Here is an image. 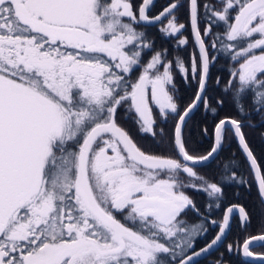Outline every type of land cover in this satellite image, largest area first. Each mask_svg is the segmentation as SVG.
Wrapping results in <instances>:
<instances>
[{
    "label": "snow or ice",
    "instance_id": "1",
    "mask_svg": "<svg viewBox=\"0 0 264 264\" xmlns=\"http://www.w3.org/2000/svg\"><path fill=\"white\" fill-rule=\"evenodd\" d=\"M156 3L0 0V264H199L227 238L234 214L241 228L251 222L240 205L210 219L222 184H255L264 204V157L244 132L254 125L220 118L203 155L189 127L201 107L218 114L226 100L264 120V0H171L151 15ZM155 24L175 49L192 51L170 59L167 49L155 50L147 31ZM220 55L233 63L212 107L210 66ZM176 72L194 89L186 107ZM121 112L154 150L133 139ZM232 141L248 179L225 174L228 163L217 182L198 173ZM189 190L206 195L207 214ZM210 228L217 233L197 250ZM255 246L264 247V224L227 251L264 264Z\"/></svg>",
    "mask_w": 264,
    "mask_h": 264
},
{
    "label": "trees",
    "instance_id": "2",
    "mask_svg": "<svg viewBox=\"0 0 264 264\" xmlns=\"http://www.w3.org/2000/svg\"><path fill=\"white\" fill-rule=\"evenodd\" d=\"M183 19H187V14L184 11L180 13V20L183 21ZM214 30L221 31L222 29L215 28ZM187 33L188 36H190L189 29ZM188 50L189 52L192 51L191 44L188 46ZM232 63L233 62L230 61V59H228L226 56L220 55L218 61L213 62V64L210 66L211 87L214 88V86H216L218 88V91L214 93L215 98L211 100L212 107H216V99L224 98L222 96V90L229 79V71ZM217 78L220 80L219 85L215 84ZM174 83L179 89L178 94L182 97V103L186 105L191 101V96L194 89L188 86V84L181 78V75L178 72L174 73ZM224 117L244 119L246 121H250L252 125L257 123V125L245 127L244 132L246 133L250 147L253 149L254 154L258 157V159L264 157V120H262L259 115L242 116L238 114L237 110L229 102H227V100L223 107L218 108V114L213 113L210 110H205L203 107H201V109L190 118L189 127L191 129L192 146L196 149L195 154L203 155L206 154V152L210 149L212 144V128L214 126V122ZM129 124V128L127 127L126 129L133 136V139L137 141L144 150H154L155 145L151 137L149 135L140 134L138 132L137 125L132 123ZM205 127L208 129L207 134L202 132V129ZM231 153H235V156L231 157ZM231 158L237 160L238 163L236 166H233L230 163ZM242 160L243 157L240 154L236 142L232 141L230 147L226 148L225 151L220 153V155L214 161L210 162L207 167H198L197 170L199 174L206 175L211 182H217L216 174L224 168L226 163H228L229 167L225 174L230 175L231 171H237L238 175L242 174L245 179H248L249 174L247 168L245 167L243 170H241L239 167V162ZM221 186L223 188L224 198L221 201L220 208L217 209L213 206L210 212V219L220 220L224 208L229 205L236 204L243 206L246 209V211L250 214L251 222L245 228H241L238 218L234 216L231 221V231L228 233L227 238L223 241V243L220 244L218 249L200 259L199 264H210L211 262H215L221 258L222 262L227 264H257V261L242 258L237 252L227 251V245L231 243L234 238L239 237L242 241L246 235L250 236L259 234L262 224H264V204H262L259 200L255 184H252L249 188L246 185L226 181ZM237 192L239 195H237ZM188 194L194 198V201L200 208L201 212H205L207 214L208 210L205 208V204L207 202L206 195L202 192H195L192 190H189ZM216 229L217 228H210L206 238H200L198 240L196 248L202 246L208 240H210ZM251 250L255 253H264V247L262 246L252 247ZM221 254H223L222 257Z\"/></svg>",
    "mask_w": 264,
    "mask_h": 264
},
{
    "label": "flooded vegetation",
    "instance_id": "3",
    "mask_svg": "<svg viewBox=\"0 0 264 264\" xmlns=\"http://www.w3.org/2000/svg\"><path fill=\"white\" fill-rule=\"evenodd\" d=\"M136 2L137 3H139V0H136ZM171 2V0H157V3H156V6L153 8V10H152V12L150 13L151 15H155V14H157L159 11H161L162 10V8L164 7V6H166L168 3H170ZM184 18V17H183ZM180 22H186V20H184L183 19V21H181L180 20ZM166 23V21H164V24ZM163 25H161V24H155V25H152V26H150L149 28H148V35L151 37V38H154V43H155V50H161V49H167L168 50V55H169V58L171 59V56H170V54L169 53H171L172 55H175L176 53H175V43H173V38H170V37H165V36H163L162 34H161V32L159 31V29L162 27ZM189 31H190V28H189ZM184 35L185 36H188V33H187V31H185L184 32ZM176 50H179V49H176ZM183 51V50H182ZM187 52H189V50H188V48H187ZM187 52H185V51H183L180 55H182V56H186L187 55ZM153 54V52H148V54L145 56V61L147 60V59H149L150 58V56ZM138 74V73H137ZM120 123H121V125L126 129L127 128V125L129 124V123H132V124H135L134 122H133V120L132 119H126L125 117H124V113L123 112H121V119H120ZM136 125V124H135ZM127 130V129H126ZM198 171V170H197ZM199 173V172H198ZM228 207V206H227ZM224 210H225V208H224ZM224 210H223V212H224ZM223 212H222V216H223ZM222 216H221V219L220 220H222ZM234 216H236L237 218H238V220H239V222H240V219H239V215H233V217ZM232 217V218H233ZM232 221V220H231ZM216 231H217V229H216ZM215 231V232H216ZM215 234V233H214ZM260 234V233H259ZM250 236H252V235H250ZM213 237V236H212ZM211 237V238H212ZM209 241V240H208ZM207 241V242H208ZM206 242V243H207ZM242 242V241H241ZM205 243V244H206ZM204 245V244H203ZM202 245V246H203ZM201 247V246H200ZM197 248H199V247H197ZM217 249H218V247H217ZM252 251V250H251ZM255 253V252H254Z\"/></svg>",
    "mask_w": 264,
    "mask_h": 264
},
{
    "label": "water",
    "instance_id": "4",
    "mask_svg": "<svg viewBox=\"0 0 264 264\" xmlns=\"http://www.w3.org/2000/svg\"><path fill=\"white\" fill-rule=\"evenodd\" d=\"M190 102H191V101H190ZM190 102H189V103H190ZM185 107H186V106H185ZM209 150H210V149H209ZM255 187H256V190H257V186H256V185H255ZM257 193H258V192H257ZM233 205H236V204H233ZM229 206H232V205H229ZM229 206H228V207H229ZM228 207L225 208L224 212L227 210ZM224 212H223V214H224ZM234 215H235V214H234ZM236 215H238V212L236 213ZM222 217H223V216H222ZM217 231H218V229H217ZM217 231L215 232V234L217 233ZM215 234L213 235V237L215 236ZM255 235H258V234H255ZM255 235H252V236H255ZM213 237H212V238H213ZM212 238H211V239H212ZM211 239H210V240H211ZM210 240H209L208 242H210ZM208 242H207V243H208ZM207 243H206V244H207ZM206 244H204V245L201 246V247H204ZM219 246H220V244H218L215 248H213L212 250H210V252L203 254L202 256L198 257L197 259H198V260L202 259L203 257L207 256L209 253L215 251V250L217 249V247H219ZM201 247H199V248H201ZM199 248H197V250H198ZM239 253H240V256H241L242 258L247 259V260H253V261H255L252 257H244L243 254H242V250H241ZM257 254H260V253H257Z\"/></svg>",
    "mask_w": 264,
    "mask_h": 264
},
{
    "label": "rangeland",
    "instance_id": "5",
    "mask_svg": "<svg viewBox=\"0 0 264 264\" xmlns=\"http://www.w3.org/2000/svg\"><path fill=\"white\" fill-rule=\"evenodd\" d=\"M166 23H167V21H166ZM166 23H165V24H166ZM173 43H175V40H174V39H173ZM174 49H175V48H174ZM182 52H183V51H182L181 49H179V50H176V49H175V53H179V54H181ZM169 54H170L171 58L174 56V55H172L171 53H169ZM214 89H215V92L218 91V88H217L216 86H214ZM188 103H189V102H188ZM188 103H187V104H188ZM187 104H186V105H187ZM184 105H185V104L183 103V106H184ZM186 105H185V106H186ZM258 123H259V122H258ZM129 125H130V124H128L127 127H128ZM254 125H257V123H255ZM128 128H129V127H128ZM130 131H131V130H130ZM210 264H214V262H211ZM222 264H227V263L222 262Z\"/></svg>",
    "mask_w": 264,
    "mask_h": 264
}]
</instances>
